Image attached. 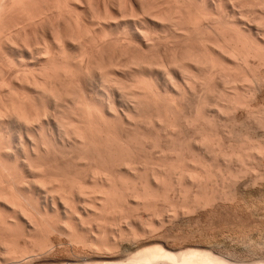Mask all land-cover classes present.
<instances>
[{
	"label": "bare ground",
	"instance_id": "bare-ground-1",
	"mask_svg": "<svg viewBox=\"0 0 264 264\" xmlns=\"http://www.w3.org/2000/svg\"><path fill=\"white\" fill-rule=\"evenodd\" d=\"M262 164L264 0H0V264H235L137 241Z\"/></svg>",
	"mask_w": 264,
	"mask_h": 264
},
{
	"label": "rangeland",
	"instance_id": "rangeland-1",
	"mask_svg": "<svg viewBox=\"0 0 264 264\" xmlns=\"http://www.w3.org/2000/svg\"><path fill=\"white\" fill-rule=\"evenodd\" d=\"M255 167L258 169L254 171L253 175H246L247 177H245V175L244 176L242 175V177H239L237 181H233L235 184L237 183L236 185L233 184V182L229 184V187L226 189L227 190L226 194L228 195L224 197L226 198L227 196L229 197L230 195L229 197L230 200L227 198L228 201H226L225 199H221L220 201L219 197H217L216 199L217 201L215 200L216 203L214 201V204L212 203L211 205H209L210 207L209 206L206 207L207 209L205 208L204 210V208L201 207L202 208L201 209L199 207L200 209L198 208L195 209L196 211L194 210L192 212V215H189L190 217H188V215L187 217L185 216L186 218L183 216H180V217L178 216L176 217V220H174L175 219L174 218L172 219L173 221L171 220L170 222H166L164 224L165 226L163 225V227H165L164 229L160 227L161 229H159L160 231H158V228H159L158 227L157 231L154 230L155 234L148 232L146 233L147 235L145 234L146 235L145 239H144V236H142L143 238L142 237H140V239L138 238L139 240L137 242L141 241L139 243L141 244L143 242L145 243L146 246L148 245L151 246L152 243L156 242L155 244L163 245L166 248L168 247L172 248L174 249L173 251H180L181 249L183 250L186 244L193 242V243H196V248L202 249L205 251L207 250L209 252L213 251L212 253H214L217 256L219 255L220 257H222L223 255V257L228 259L230 262L233 261L232 263H235V264H264V180H263L264 179V165L262 164L260 167L258 166H255ZM257 172L259 173V175ZM176 195H174L173 193L172 197ZM177 196H179V194ZM177 196L174 198L178 200L181 199L180 196L179 197ZM223 200L224 202H222ZM156 211H158L157 213H159L161 212V209L157 208ZM149 212L152 213L153 210ZM149 212L146 213L145 211L142 212V210H140L138 211V214H136L137 216L135 217V218H138L137 220L131 219L132 220L131 223L129 222L130 220L128 221V224L129 225L131 224L130 226H132V224L134 225L131 228L133 232H136V230L141 231L140 229L143 226L142 225L140 226V223H144L143 224L144 227L146 223L152 224L153 221L150 218L152 214H150ZM148 214L151 216H149ZM187 218H188V221H186ZM148 221H151V222H148ZM78 234L79 232L76 233V235ZM80 235L82 238L87 237V234L85 233H84V236L82 233H80L79 236ZM130 238L132 239L131 236ZM63 240L66 243L68 242L67 245L65 244L67 251L59 253L60 256L58 255L59 256L58 259L62 257V254L64 256L67 252L68 253L66 255L74 257L75 250L78 248V246H81V245H78L77 243L74 244L75 241L73 242L65 237ZM122 241H121V245H120V242H118L119 251L116 250L118 253L122 252L125 249L130 250V247H132L130 245H132L134 242L133 240H130L131 242L132 241L133 242L129 244L130 241H127L128 244H124L127 242L125 240H122ZM124 245L127 247H124ZM141 245L139 247H141ZM120 246H123V249ZM56 249L57 248L55 247L52 249V251L54 252ZM49 254H45V255L47 256ZM120 254L122 256V255H126L127 253L125 254L120 253ZM118 255L117 257L114 256L117 260L114 257L110 258L109 260L114 259L113 260L114 262L116 261L118 262L121 260V258H125V259L127 258L126 256L125 257L120 256L119 258ZM82 258L81 259L79 258L80 259L79 264H85L86 263L85 261L88 262V259H85V258L82 259ZM109 260H106L105 262L107 264L108 262H113L112 260L111 261ZM21 262L19 261V263L18 262L17 263L22 264L23 262L22 263ZM117 264H121V263L118 262Z\"/></svg>",
	"mask_w": 264,
	"mask_h": 264
}]
</instances>
